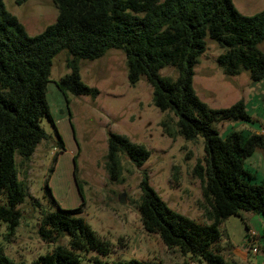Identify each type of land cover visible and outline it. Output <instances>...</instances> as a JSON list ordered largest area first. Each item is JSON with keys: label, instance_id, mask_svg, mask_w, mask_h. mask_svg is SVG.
<instances>
[{"label": "trees", "instance_id": "16d2710c", "mask_svg": "<svg viewBox=\"0 0 264 264\" xmlns=\"http://www.w3.org/2000/svg\"><path fill=\"white\" fill-rule=\"evenodd\" d=\"M27 0H14L22 4ZM57 8L55 21L42 32L29 35L0 0V220L11 233L21 214L17 205L26 190L18 178L16 158L28 160L36 146L47 138L41 126L52 122L46 86L53 58L67 52L69 73L56 82L67 98L95 96V88L80 78L79 61L95 60L111 48L124 53L128 83L144 78L152 89V100L161 111L175 118L162 125L167 132L187 140L203 139L204 163L197 161L194 174L201 181L202 206L210 223H199L168 207L143 174L137 205L144 231L157 234L169 249L190 254L204 264H242L227 261L215 246L221 239L220 223L240 211L260 215L264 220V177L244 161L264 147V133L247 135L237 130L220 135L216 125L225 120L250 121L246 106L239 100L227 108L214 109L199 99L193 88V68L205 51L206 38L224 49L217 63L227 76L242 70L252 81L264 79V9L242 15L232 0H51ZM174 67L175 77L161 76L162 68ZM170 117V116H169ZM264 130V127H263ZM62 148V141H58ZM136 166L149 151L126 136L109 133L106 168L114 179L118 153ZM76 209L56 208L41 213L38 233L48 243H57L51 252L29 263L15 262L0 252V264H148L137 259L105 260L110 253L102 240L75 214ZM248 229V227H247ZM94 251L95 255H89Z\"/></svg>", "mask_w": 264, "mask_h": 264}, {"label": "rangeland", "instance_id": "374dc122", "mask_svg": "<svg viewBox=\"0 0 264 264\" xmlns=\"http://www.w3.org/2000/svg\"><path fill=\"white\" fill-rule=\"evenodd\" d=\"M246 16L264 9V0H232ZM29 35L42 32L57 16L51 0H27L16 4L3 0ZM258 47L264 52V41ZM224 49L206 38L205 51L198 57L193 71V88L208 107L227 108L242 100L250 121L238 119L219 122L220 135L237 130L242 134L264 133V79L252 81L242 70L227 76L217 63ZM67 52L62 50L52 60L46 99L50 122L41 126L47 138L37 144L28 160L16 158L18 178L26 195L17 205L21 218L13 233L7 222L0 220V252L15 262L29 263L52 251L60 243L41 239L38 224L41 213L56 208L76 209L90 228L109 244L110 253L101 258L137 259L148 264H191L190 254L167 248L157 234L144 231L137 208L139 182L145 174L155 192L173 211L199 223H210L204 214L201 181L194 174L198 160L203 164V139L187 140L166 131L162 125L169 119L172 129L176 118L153 104L152 89L144 78L128 83L124 53L111 48L95 60H80L81 80L97 90L95 96L72 95L67 98L56 82L69 73ZM161 76L175 77L177 71L167 66ZM170 116V117H169ZM174 121V123H173ZM109 133L126 136L149 151L147 160L136 166L125 154L118 153V173L112 179L106 168ZM62 141V148L58 141ZM245 165L255 175L264 177V147L248 156ZM0 203H2L0 196ZM248 227V229H247ZM221 239L215 244L227 261L242 264H264V220L260 215L240 211L219 225ZM259 234L256 253L247 250V235ZM253 244V243H252ZM237 248L244 257L238 256ZM89 255H95L90 251ZM195 264H204L194 262ZM82 264H93L82 260Z\"/></svg>", "mask_w": 264, "mask_h": 264}, {"label": "built area", "instance_id": "2783aa9c", "mask_svg": "<svg viewBox=\"0 0 264 264\" xmlns=\"http://www.w3.org/2000/svg\"><path fill=\"white\" fill-rule=\"evenodd\" d=\"M254 235V234H251ZM250 235V237H251ZM248 236V235H247ZM249 237V236H248ZM256 241H253V239L251 240L250 238L247 240V250H250L251 253H256L258 248L254 245ZM253 243V244H252ZM191 264H195L194 262H192Z\"/></svg>", "mask_w": 264, "mask_h": 264}, {"label": "crops", "instance_id": "0c3cea01", "mask_svg": "<svg viewBox=\"0 0 264 264\" xmlns=\"http://www.w3.org/2000/svg\"><path fill=\"white\" fill-rule=\"evenodd\" d=\"M248 236H247L248 239L250 238L251 240L253 239V241H258L259 234L256 233L254 235H251V237H250V235H248ZM234 251H235V253L238 254V256H240V257L243 256L244 257V255H242L241 252L237 248H234Z\"/></svg>", "mask_w": 264, "mask_h": 264}]
</instances>
